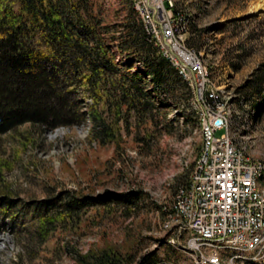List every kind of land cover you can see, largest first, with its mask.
Instances as JSON below:
<instances>
[{
  "label": "rangeland",
  "instance_id": "obj_1",
  "mask_svg": "<svg viewBox=\"0 0 264 264\" xmlns=\"http://www.w3.org/2000/svg\"><path fill=\"white\" fill-rule=\"evenodd\" d=\"M127 1L92 0L102 20L104 39L123 73L129 74L141 68V62L125 45L129 38ZM172 1L175 8L193 17L186 43L214 64L221 88L231 96L232 109L242 112L247 103L256 113L251 98L264 100V93L244 100L246 94L240 89L264 65V10L249 11L255 0ZM118 46L125 47L124 51H118ZM147 81L145 92L152 102L147 115L132 111L128 124L119 119L112 141L93 139L89 120L44 133L25 123L0 135V199L4 200L0 205V264H80L81 256L89 251L108 248L135 260L152 250L160 257L172 254L160 240L162 206L170 201L179 178L188 179L202 140L197 122L184 112L186 105L180 97L161 93L158 87L151 91L154 84ZM257 104L250 136L241 141L250 157L264 161V105ZM223 133L225 129L217 130L215 136ZM129 191L142 192L137 203L113 201ZM67 193L93 198L108 195L113 200L87 206L74 219L40 227V218L32 217L40 211V203L54 199L59 205ZM6 213L16 217L13 220ZM47 228L52 229L47 232ZM173 254L178 262L190 264L186 254Z\"/></svg>",
  "mask_w": 264,
  "mask_h": 264
},
{
  "label": "trees",
  "instance_id": "obj_2",
  "mask_svg": "<svg viewBox=\"0 0 264 264\" xmlns=\"http://www.w3.org/2000/svg\"><path fill=\"white\" fill-rule=\"evenodd\" d=\"M127 2L129 38L125 45L141 62V68L129 74L123 73L114 50L106 43L102 20L92 0H0V135L25 123L44 133L61 126L86 124L89 120L93 139L102 143L112 141L118 132L114 125L119 119L128 124L132 111L147 115L152 104L149 92H145L147 80L154 84L149 88L151 91L158 87L161 93L180 97L186 105L184 112L199 126L189 103L192 89L147 34L133 0ZM183 16L190 28L193 17L187 13ZM117 48L124 51L125 47ZM240 91L246 94L244 100L264 93V65L254 71ZM251 99L257 115V103L264 105V100ZM186 181V177L179 178L176 185ZM66 195L59 205L54 199L40 203V211L32 216L40 218V227L47 222L74 219L81 209L113 199L123 204L137 203L142 192L129 191L113 199L108 195L102 198ZM3 201L0 199V205ZM9 217L14 220L16 216ZM160 240L172 254L160 257L152 250L135 260L108 248L89 251L81 256L80 264L178 262L173 252H179L164 239Z\"/></svg>",
  "mask_w": 264,
  "mask_h": 264
},
{
  "label": "built area",
  "instance_id": "obj_3",
  "mask_svg": "<svg viewBox=\"0 0 264 264\" xmlns=\"http://www.w3.org/2000/svg\"><path fill=\"white\" fill-rule=\"evenodd\" d=\"M133 7L192 89L202 140L187 181L162 206V238L190 264H264V161L250 157L241 141L250 136L254 110L247 103L242 112L232 109L214 64L187 45L185 12L172 0H133ZM220 129L225 133L215 136Z\"/></svg>",
  "mask_w": 264,
  "mask_h": 264
},
{
  "label": "bare ground",
  "instance_id": "obj_4",
  "mask_svg": "<svg viewBox=\"0 0 264 264\" xmlns=\"http://www.w3.org/2000/svg\"><path fill=\"white\" fill-rule=\"evenodd\" d=\"M157 3H161V1H155ZM264 10V0H255L252 2L249 11L250 12H258Z\"/></svg>",
  "mask_w": 264,
  "mask_h": 264
}]
</instances>
